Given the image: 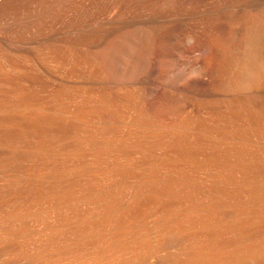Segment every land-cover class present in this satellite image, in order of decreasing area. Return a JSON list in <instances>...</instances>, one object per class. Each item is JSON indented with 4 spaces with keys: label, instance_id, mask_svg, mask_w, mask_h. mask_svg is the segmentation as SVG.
<instances>
[{
    "label": "rangeland",
    "instance_id": "rangeland-1",
    "mask_svg": "<svg viewBox=\"0 0 264 264\" xmlns=\"http://www.w3.org/2000/svg\"><path fill=\"white\" fill-rule=\"evenodd\" d=\"M2 49L0 264H264V102H196L163 128L162 108ZM49 51L57 74L87 69Z\"/></svg>",
    "mask_w": 264,
    "mask_h": 264
},
{
    "label": "bare ground",
    "instance_id": "bare-ground-1",
    "mask_svg": "<svg viewBox=\"0 0 264 264\" xmlns=\"http://www.w3.org/2000/svg\"><path fill=\"white\" fill-rule=\"evenodd\" d=\"M0 7V48L27 53L36 71L62 85L125 90L143 110L162 108V127L196 102L240 95L264 102V0H0ZM10 25L17 35L6 32ZM28 43L82 61L85 74L55 73L37 56L50 51L30 52Z\"/></svg>",
    "mask_w": 264,
    "mask_h": 264
}]
</instances>
